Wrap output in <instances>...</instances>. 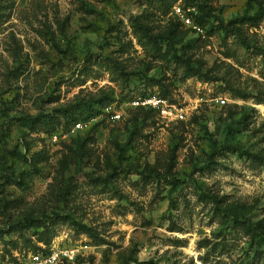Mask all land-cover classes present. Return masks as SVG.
Masks as SVG:
<instances>
[{
  "label": "rangeland",
  "instance_id": "obj_1",
  "mask_svg": "<svg viewBox=\"0 0 264 264\" xmlns=\"http://www.w3.org/2000/svg\"><path fill=\"white\" fill-rule=\"evenodd\" d=\"M54 251L264 264V0H0V264Z\"/></svg>",
  "mask_w": 264,
  "mask_h": 264
},
{
  "label": "built area",
  "instance_id": "obj_2",
  "mask_svg": "<svg viewBox=\"0 0 264 264\" xmlns=\"http://www.w3.org/2000/svg\"><path fill=\"white\" fill-rule=\"evenodd\" d=\"M175 16L185 22L187 25H192L190 17L186 14L182 8L179 6L174 8ZM194 29H197L195 26ZM130 105L134 108L143 107L148 110H153L159 112L164 118H168L172 113L179 119H183L184 116L178 112L173 105L169 103L167 99L159 96V94H149L143 97H139L130 102ZM120 116L118 115V118ZM63 257H68V254L54 251L50 254H35L31 256L30 260L25 264H60Z\"/></svg>",
  "mask_w": 264,
  "mask_h": 264
}]
</instances>
